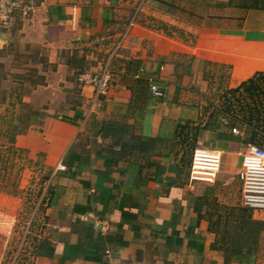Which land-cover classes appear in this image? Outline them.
<instances>
[{
	"label": "crops",
	"instance_id": "crops-1",
	"mask_svg": "<svg viewBox=\"0 0 264 264\" xmlns=\"http://www.w3.org/2000/svg\"><path fill=\"white\" fill-rule=\"evenodd\" d=\"M45 1L32 17L11 23L21 26L0 29V66L5 49L18 42L14 36L46 52L57 68L52 75L59 74L47 76L53 89L80 69L72 61L77 55L90 61L79 76L107 66L112 78L94 104L93 87L76 83L79 105L51 108L48 99L43 112L34 108L22 146L43 152L52 172L40 222L26 235L24 264H258L254 248L230 249L216 233L222 198L237 182L243 206L239 170L247 139L230 126L209 127L214 111L200 119L196 95L207 87L210 65L231 67L229 88L264 71L241 66L246 74L236 78V57L264 60V0ZM251 43L261 45L260 55ZM153 82L163 97L153 95ZM193 126L201 128L189 154L185 129ZM200 146L222 152L214 183L189 177ZM12 212L1 209L0 222L16 220ZM14 226L0 228V264L21 261L9 254Z\"/></svg>",
	"mask_w": 264,
	"mask_h": 264
},
{
	"label": "rangeland",
	"instance_id": "rangeland-1",
	"mask_svg": "<svg viewBox=\"0 0 264 264\" xmlns=\"http://www.w3.org/2000/svg\"><path fill=\"white\" fill-rule=\"evenodd\" d=\"M239 12L235 11V14ZM227 13L234 14L230 10H227ZM10 26L15 28L21 24ZM10 26L5 29L0 27V29L10 31L12 29ZM127 32L125 30L124 34ZM11 38L18 42L5 49L6 61L0 66V210L2 209L3 213L13 211L12 213H17V216L16 220L11 217L0 222V228H6L9 231L12 223H14V229L10 234L12 238L9 243V254L15 252L21 259L19 264H24L27 253L25 251L26 235L30 238L33 230H36V226L40 222L44 208L42 199L48 190V179L52 172L43 152L33 151L31 148L22 146L25 141L23 136L27 135L31 124V120L28 121V115L31 110L37 107L43 112L45 110L43 101L48 99L52 101V103L50 102L51 108H59L66 101L67 104L79 105L78 85H81V82L77 81L76 78H79L78 74L84 71L90 61L81 60L78 55L74 56L73 64L79 65L80 69L75 70L76 72L73 74L69 72L67 82H61L59 88L53 89L49 86L47 76L49 74L50 79L52 77L55 79L58 78L59 74L52 75V72L57 73V68L53 64L47 63L46 52L32 49L20 39H15L14 36ZM248 49L256 52L257 55H260L262 50L261 45L254 43H251ZM246 58L236 57V60L241 61L237 63L236 78H239L241 74H246L240 70L248 69L247 66L264 69L263 59L258 58L252 62L251 60L246 61ZM230 68L218 65L207 67L205 74L207 87L203 93L196 95L197 101L202 105L200 119L206 120L215 109L224 111L228 109L229 119H233L242 105L247 107L246 103L250 101L247 99L249 93L244 89L233 92L232 89L234 88H229ZM179 70L185 74L191 68ZM259 87L264 90V80L259 83ZM65 93H67V98L70 96V101L67 98L64 99ZM32 98H34V103L31 102ZM90 102L94 104L96 99L93 97ZM91 103L89 104L93 107ZM250 103L253 102L250 101ZM262 104L264 105V99ZM222 125L225 127L220 126V124H216L215 127L227 130L226 123ZM193 127L185 129L186 150L189 154L198 143L197 138H195V128H201L200 126ZM197 136L199 135L197 134ZM263 141L264 133L259 132L256 143L264 146ZM105 143H108V140ZM232 163L230 160L229 168H231ZM229 192L231 197L222 198L223 204L219 206L222 217L216 227V233L219 234V237L223 236L224 242L229 239L228 248L230 249L240 250L243 245L252 246L258 253V264H264V213L247 210L241 205L238 182L232 185ZM11 198H15L17 201L16 213ZM235 210L239 211V215H236ZM5 235L8 237L9 234L5 233Z\"/></svg>",
	"mask_w": 264,
	"mask_h": 264
},
{
	"label": "built area",
	"instance_id": "built-area-1",
	"mask_svg": "<svg viewBox=\"0 0 264 264\" xmlns=\"http://www.w3.org/2000/svg\"><path fill=\"white\" fill-rule=\"evenodd\" d=\"M44 7H46L45 0H0V27L8 28L17 16L28 19L39 8ZM125 35L122 37L124 38ZM111 78L107 66L98 72H85L79 76L82 85L93 87L95 99L107 94ZM151 91L155 97H163L165 94V90L154 82L151 84ZM232 132L239 134L240 130L233 127ZM222 158V152L216 148L196 147L193 150L189 168L191 181L214 183L221 170ZM64 168V165H59V169ZM239 178L242 182L241 198L243 206L264 213L263 145L246 144L239 170Z\"/></svg>",
	"mask_w": 264,
	"mask_h": 264
},
{
	"label": "trees",
	"instance_id": "trees-1",
	"mask_svg": "<svg viewBox=\"0 0 264 264\" xmlns=\"http://www.w3.org/2000/svg\"><path fill=\"white\" fill-rule=\"evenodd\" d=\"M263 80L264 71H258L252 77L248 78L239 86L232 89L233 92H238L244 89L249 93V98L247 99L253 103H250V101L247 102V107L242 105L238 114L233 119H229L228 109H226V111L222 109H215L211 116L209 127L212 128V126L216 124L222 125L226 123L227 126L232 128H239L240 132H243L245 139H247V144H257L256 138L258 133H264V105L262 104V100L264 99V90L259 87V83ZM34 115H38V112L31 110L28 115V121H30ZM244 246L245 245H243V248H248L249 250L253 249L252 246Z\"/></svg>",
	"mask_w": 264,
	"mask_h": 264
}]
</instances>
